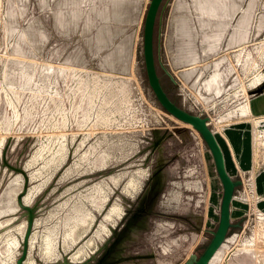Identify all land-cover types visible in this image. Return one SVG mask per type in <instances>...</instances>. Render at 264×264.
I'll use <instances>...</instances> for the list:
<instances>
[{
	"label": "water",
	"instance_id": "obj_1",
	"mask_svg": "<svg viewBox=\"0 0 264 264\" xmlns=\"http://www.w3.org/2000/svg\"><path fill=\"white\" fill-rule=\"evenodd\" d=\"M0 264H264V0H0Z\"/></svg>",
	"mask_w": 264,
	"mask_h": 264
},
{
	"label": "rangeland",
	"instance_id": "obj_2",
	"mask_svg": "<svg viewBox=\"0 0 264 264\" xmlns=\"http://www.w3.org/2000/svg\"><path fill=\"white\" fill-rule=\"evenodd\" d=\"M0 136H1V134H0Z\"/></svg>",
	"mask_w": 264,
	"mask_h": 264
}]
</instances>
